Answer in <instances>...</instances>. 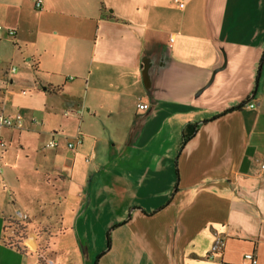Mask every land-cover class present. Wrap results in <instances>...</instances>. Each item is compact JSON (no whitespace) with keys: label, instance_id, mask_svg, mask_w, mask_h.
Wrapping results in <instances>:
<instances>
[{"label":"crops","instance_id":"0c3cea01","mask_svg":"<svg viewBox=\"0 0 264 264\" xmlns=\"http://www.w3.org/2000/svg\"><path fill=\"white\" fill-rule=\"evenodd\" d=\"M36 1L0 0V264H264V0Z\"/></svg>","mask_w":264,"mask_h":264},{"label":"built area","instance_id":"2783aa9c","mask_svg":"<svg viewBox=\"0 0 264 264\" xmlns=\"http://www.w3.org/2000/svg\"><path fill=\"white\" fill-rule=\"evenodd\" d=\"M175 1L178 3V5H179L180 8H184V7H185V2H184V0H175ZM41 4H42V0H37V1H36V6H37V7H40ZM4 30H5V29H4L3 25L0 24V35H1L2 32H4ZM15 33H16L15 29H11V28H9V29L6 30V35L9 36V37H14V36H15ZM172 40H173V39L171 38V41H172ZM254 106H255L254 103L249 104V107H254ZM139 107H140V108L147 109V108H148V104H147V103H140V104H139ZM33 121H34V122H37L36 119H33ZM0 125H1V126L16 127V128H23L24 125H25V121H24L23 116H22L20 113L14 115V116L7 115V114L4 113V111H3L2 108L0 107ZM77 142H78V143H81V142H82V136H81V135H79V136L77 137ZM1 145H4V143L1 142ZM58 145H59V142H58L57 140H55V139L50 140V141L46 144L47 147H56V146H58ZM68 146H69V147H73L74 144L70 142V143H68ZM262 167L264 168V162H263V164H262ZM16 215H17L19 218H25V217H26V215L23 214L21 211H18V212L16 213ZM224 246H225V241H224V239H223L222 237H217V238L215 239V241H214L212 247H211V250H210L209 256H210V257H214L218 252H222L223 249H224ZM245 259H246L250 264H258V258H257V256H256L254 253H251V252L246 253V254H245Z\"/></svg>","mask_w":264,"mask_h":264},{"label":"trees","instance_id":"16d2710c","mask_svg":"<svg viewBox=\"0 0 264 264\" xmlns=\"http://www.w3.org/2000/svg\"><path fill=\"white\" fill-rule=\"evenodd\" d=\"M255 93V91H254ZM253 97V94L252 95H249L247 99H245L244 101H242L240 104L236 105V106H233L227 110H225L224 112H222L221 114H218L216 116H213L212 118H208V119H204L200 122H197V123H194L193 125H187L184 130H183V138H182V141L180 143V146H179V150H178V153L180 154L181 151L183 150V148L185 147V145L187 144V142L195 135L196 131L198 130V127L201 123L203 122H207L209 120H212V119H215L225 113H228L230 111H233V110H236V109H240L242 108L247 102H249ZM177 174H178V169H177Z\"/></svg>","mask_w":264,"mask_h":264},{"label":"rangeland","instance_id":"374dc122","mask_svg":"<svg viewBox=\"0 0 264 264\" xmlns=\"http://www.w3.org/2000/svg\"><path fill=\"white\" fill-rule=\"evenodd\" d=\"M37 119V118H36ZM28 198V197H27ZM49 209V208H48ZM15 216V215H14ZM14 220H15V217H11L10 218V224H9V226L10 227H13V229L14 228H18L17 230H19V231H21V229H22V226L21 225H17L15 222H14ZM23 225V224H22ZM17 226V227H16ZM23 232V231H22ZM65 241H66V239H63V242L65 243ZM107 242H108V239H107ZM97 258V257H96ZM99 259V258H98ZM96 261V260H95ZM93 263H95V262H93Z\"/></svg>","mask_w":264,"mask_h":264}]
</instances>
